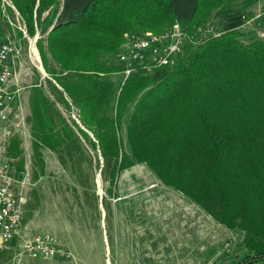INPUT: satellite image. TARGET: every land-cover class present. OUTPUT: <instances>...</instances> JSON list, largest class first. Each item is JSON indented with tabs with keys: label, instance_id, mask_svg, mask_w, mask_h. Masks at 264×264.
Here are the masks:
<instances>
[{
	"label": "trees",
	"instance_id": "obj_1",
	"mask_svg": "<svg viewBox=\"0 0 264 264\" xmlns=\"http://www.w3.org/2000/svg\"><path fill=\"white\" fill-rule=\"evenodd\" d=\"M12 1L29 33L35 24L41 34L50 27L46 47L38 42L39 53L61 86L43 77L29 91L40 171L43 147L63 157L76 146L57 99L68 109L73 105L91 129L95 140L80 127L79 132L98 148L109 192L122 169L144 163L217 222L240 230L245 253L235 264H264V36L246 40L238 30L252 0ZM1 3L3 31L10 25ZM46 9L54 23L41 19ZM209 19L222 33L187 44L171 65L130 74L119 90L107 75L112 68L101 57L120 45L126 29L160 31L175 20L192 25ZM17 151L13 138L9 152Z\"/></svg>",
	"mask_w": 264,
	"mask_h": 264
},
{
	"label": "rangeland",
	"instance_id": "obj_2",
	"mask_svg": "<svg viewBox=\"0 0 264 264\" xmlns=\"http://www.w3.org/2000/svg\"><path fill=\"white\" fill-rule=\"evenodd\" d=\"M259 1L252 0L246 12L255 9ZM1 7L10 27L0 31V41L9 39L19 49L15 69L23 79L28 107V132L13 135L7 152L14 169L27 172L28 181L34 186L27 184L20 235L0 251V264H235L245 253L240 230L217 222L193 199L158 180L144 163L122 169L109 192L110 184L103 180L100 170L102 156L79 132L80 127L95 140L91 129L83 124L73 105L66 108L48 89L47 93L56 99V105L67 119V127L73 128L77 138L71 156L66 153L62 157L57 151L43 147L38 158L43 157L45 166L40 171L33 151L29 91L43 77L61 89L57 80L45 71L39 53L38 42L46 47L50 27L41 34L35 24L31 34L12 0H2ZM48 12L49 9L44 10L41 19L46 18L44 23H54L53 19L49 20ZM142 30L126 29L144 34L163 32V29ZM238 30L242 39L259 37L249 24L240 25ZM123 33L120 45L101 57L102 63L111 65L107 75L118 90L124 75L112 58L128 37V32ZM33 45L39 60L33 53ZM53 64L58 68L54 60ZM44 87L47 88L45 82ZM119 133L125 137L124 125ZM13 138L18 143L16 153L9 152ZM17 164L22 167L18 168ZM42 232L54 233L59 238H80V243L76 244L74 253L63 243L68 256L31 257L20 252L25 238Z\"/></svg>",
	"mask_w": 264,
	"mask_h": 264
},
{
	"label": "built area",
	"instance_id": "obj_3",
	"mask_svg": "<svg viewBox=\"0 0 264 264\" xmlns=\"http://www.w3.org/2000/svg\"><path fill=\"white\" fill-rule=\"evenodd\" d=\"M264 36V0L255 9L243 15V23ZM128 32L133 39L132 49H120L113 62L120 65L125 80L130 74H148L171 65L187 44L198 45L211 37L218 36L222 29L211 20L192 25L173 21L163 28V36L152 39L142 38L141 32ZM19 49L11 40L0 41V251L20 235L24 215L25 191L28 174L16 171L7 145L15 134H26L28 107L24 96L21 76L15 69ZM18 61V60H17ZM34 186V183L29 185ZM32 186V187H33ZM21 251L31 257L68 256L69 252L60 238L50 232L37 233L21 243Z\"/></svg>",
	"mask_w": 264,
	"mask_h": 264
},
{
	"label": "bare ground",
	"instance_id": "obj_4",
	"mask_svg": "<svg viewBox=\"0 0 264 264\" xmlns=\"http://www.w3.org/2000/svg\"><path fill=\"white\" fill-rule=\"evenodd\" d=\"M157 36H163V32L159 33V34H144V33H142V38H144V39H152V38H155ZM32 48H33V53H34L36 59L39 60L38 59L39 55H38V52L36 51L35 46L33 45ZM132 48H133V39H128V37H127L126 41L117 49V51L114 54H119L120 49H132Z\"/></svg>",
	"mask_w": 264,
	"mask_h": 264
},
{
	"label": "crops",
	"instance_id": "obj_5",
	"mask_svg": "<svg viewBox=\"0 0 264 264\" xmlns=\"http://www.w3.org/2000/svg\"><path fill=\"white\" fill-rule=\"evenodd\" d=\"M59 237V236H58ZM60 240L67 246V248L74 253L75 252V248H76V244L80 243V238L79 239H68V237H63L60 238ZM108 264V263H107Z\"/></svg>",
	"mask_w": 264,
	"mask_h": 264
},
{
	"label": "water",
	"instance_id": "obj_6",
	"mask_svg": "<svg viewBox=\"0 0 264 264\" xmlns=\"http://www.w3.org/2000/svg\"><path fill=\"white\" fill-rule=\"evenodd\" d=\"M40 69H41V71H42L43 73H45V71H44L42 65L40 66Z\"/></svg>",
	"mask_w": 264,
	"mask_h": 264
}]
</instances>
